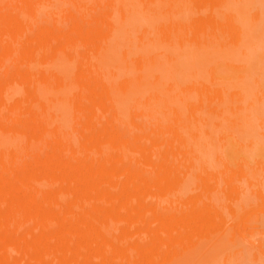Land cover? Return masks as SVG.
Returning a JSON list of instances; mask_svg holds the SVG:
<instances>
[{"label": "rangeland", "instance_id": "rangeland-1", "mask_svg": "<svg viewBox=\"0 0 264 264\" xmlns=\"http://www.w3.org/2000/svg\"><path fill=\"white\" fill-rule=\"evenodd\" d=\"M0 21V52L10 50L0 53L1 190L18 188L10 168L30 167L48 145L60 175L88 168L86 179L101 182L93 198L113 212L87 215L108 236L95 247L80 242L85 229L33 245L46 249L45 264H122L124 255L128 264H264V177L257 186L241 171L264 176V0H0ZM205 95L234 113L225 120L207 108V123L195 121L190 104L211 103ZM36 130L43 140L31 138Z\"/></svg>", "mask_w": 264, "mask_h": 264}, {"label": "bare ground", "instance_id": "bare-ground-1", "mask_svg": "<svg viewBox=\"0 0 264 264\" xmlns=\"http://www.w3.org/2000/svg\"><path fill=\"white\" fill-rule=\"evenodd\" d=\"M11 1H14V0H11ZM25 2L28 3L29 0H25ZM122 13H123V10H122ZM155 13H156V11L154 12V14ZM123 16H124V18H123L124 20H126V18L128 17L127 14L125 13V11H124ZM254 18H255V20L254 19L253 20L257 24L258 23L257 21H259L261 19L260 11H258L256 13ZM17 20H18V18H16V21ZM16 21L15 20L10 21L9 24L17 23ZM259 22H261V21H259ZM0 23H2V21H0ZM233 27L234 26L232 24L231 27H229V28L233 29ZM3 28H5V26H3ZM221 28H222V26L221 27L219 26V29H221ZM223 28H224V30L225 29L227 30L226 27H223ZM121 30H123V27L121 28ZM215 30L216 29H213L211 32L213 36H215V34H216ZM201 32L202 33L204 32L205 34H207L208 31H207V29L204 28V29H202ZM199 34H198V36H199ZM240 34H241L240 35L241 37L237 38V40L236 39L234 40V42L236 41V43L233 42L234 44L239 45L238 47L243 46V44H242L243 43V41H242L243 40V34L242 33H240ZM148 37H150L149 31H146L145 36L142 38L143 42ZM184 41H186V40H184ZM206 42H207V40L204 42L205 46L207 45ZM183 43L186 44V42H182V44L180 43L182 48L184 47ZM109 44L110 43L107 44V41H106L105 50L108 53H106V54L102 53V58L100 59V61H102L105 65H108L109 59L113 61V57L110 54L111 48H110ZM204 44H202V42H199V44H197V45L199 47H202V45H204ZM234 44H232V45H234ZM9 51L10 50L7 47H4L1 49L0 53L9 52ZM33 52L35 53V50ZM116 55H117V53H116ZM33 59H34V54H32V60ZM125 60L128 61L127 57ZM169 61H170V63L172 62L171 60H169ZM183 65H185V64H183ZM183 65L178 66L177 68L180 69V67H184ZM139 84L140 85H146V82L141 78V79H139ZM21 87H22V84L19 83L17 85V88H16V90H18L20 92V94L23 93V90H21ZM13 89H14V87L12 88V90ZM173 90H174V86H172L170 88V91H173ZM35 91L36 90H34V91L30 90L29 92L35 93ZM59 91H61V90L55 89V92L53 93L54 99H55V93H57ZM209 95H211V93ZM209 95H205V97L209 101H211V103H208L207 105H205L204 99L201 97H200V103L195 102L193 104H190L191 112H193L194 114L198 112L197 115H194L195 121L201 120V122L207 123V120L203 116L199 117V114H202L203 112L205 113L207 108L212 111V114L214 116H216L220 119L227 120L226 116H224V115H226V112H227L226 110H228L230 108L231 112L234 113V110L232 109L233 107L229 106L228 108H225L224 107L225 101L223 98H222L223 100L220 99V101L218 103V102H215V100L213 99L214 96L210 97ZM235 97L240 98L239 94H237ZM262 97H264V96H262ZM217 100L218 99H216V101ZM232 101H233V99H232ZM239 101L240 100H238V102ZM212 102L217 103V104H214ZM220 102H221V104L224 103L223 106H220L221 105ZM237 105H238V107H237L238 109L234 106L236 108V110L237 111H239L240 109L242 110V107L240 106L241 104H237ZM214 122L216 123V127L219 128L220 124L217 123V121H215V120H214ZM218 122H219V120H218ZM2 125H4V124H2ZM22 131H23V129L20 128L19 130L15 129L16 133L11 132V131H6V134L10 135L13 138H15L16 136L18 138L17 134L22 132ZM43 136L44 135L40 132V130H36L34 132V135L31 138L34 140L35 139L43 140ZM52 146L54 147V145H52ZM46 147L48 148L51 146L43 145L42 147H40L38 154L36 156H34L32 159V161H34L35 163H31L30 167H29V163L27 164V162H29L30 160H27L26 165L23 166V168H17V169L14 167L10 168L11 171L9 172V175H8L9 178H7V181H8V179L10 180V177L12 175L13 176L16 175L18 177V180L20 183L19 184L20 186H18V184H17L18 188L12 189V187H10L12 190L11 189L1 190L3 187L0 188V253L5 252L4 254L7 255L6 252H8V255H9V254H11V253H9V252H11L10 249H12L11 247H13V248H17V250H19V251H23V250L25 251L26 250L28 252V256H29V258L23 257L22 260L20 258V261H19V258H17L18 261H16L17 259H16L15 255L11 254L12 258L11 257L9 258V256H11V255H9L8 258H7V256L0 258V264H45L46 259L45 260L41 259V258H43L42 251L45 248L44 249L42 248L43 250H41V248H40L41 245L39 248L33 247V245H35L36 243H39V244L41 243L42 245L46 244V243L50 242L51 238H53V237L57 238L56 243H58V242L60 243L61 240L63 239L64 235H66L67 237L69 236V234L70 235L74 234L76 236L79 233V235H80V233H82V231L84 229L86 231L88 230L89 234L91 233L93 235H95V234L97 235V238H92L93 235L91 237H89L91 234L87 237L79 236L80 242H82L84 244L90 243L91 245L93 244L95 247V245L96 244L98 245L99 242L104 243L103 241L108 239V236L106 234H102V232H101L102 227L96 225L97 223L94 224L92 221L86 220L87 215H91V217H95V218H99V219H108V218L112 217L113 212H112L111 207H109L107 204H106L107 205L106 206L104 201H103L104 204L102 203L103 204V206H102L101 203H97L98 201L96 202L95 198H93V197H95L94 194L92 193L94 190H96V191L102 190V188L100 186L101 182L96 181L93 183V181H88V178L86 179V176L88 175V168L83 169L81 172H77L78 174L76 173V171H74L76 174L72 172V174L70 173L68 175H64V174L60 175V173H61L60 170H62V169L58 168L57 165H55L53 163L50 164L49 158H48L49 162H47L48 160L44 156L46 154L45 151L47 150ZM52 148H50V149H52ZM66 162H67L68 166H74L75 165V162L71 159H68ZM6 165H8V164H6L5 157L1 156L0 157V168L4 167ZM251 170H252V168H251ZM262 170L264 172V169H262ZM241 171H242V176L248 178L251 184H257V186H259L262 183V177H264V176L257 177V175H256L257 171H255L254 169L251 171V177L248 174V170H246L245 168L241 169ZM232 172H233V170H231L229 165L226 166L224 173L227 175V174H230ZM252 178H254V180ZM4 181H6V179L0 175V186L2 183H4ZM43 183H46V184H43ZM34 187H38V188H40V190L38 189V192L35 194L34 193L32 194L30 192L28 193L27 190H30L31 188H34ZM4 189H5V187H4ZM258 194H259L260 198H263L264 195H263V193H261V191H258ZM66 197H68L69 201L64 200V198H66ZM50 199H51V203L45 204V202L47 200H50ZM72 215H77L79 217L74 221L73 220L69 221L67 224L69 216H72ZM80 216H83V217H80ZM84 216H85V218H84ZM26 217L29 219H37L38 221L35 225H33V227H31L32 226L31 225L30 227L22 228L19 226L20 218H26ZM37 228L40 230H43V232H41L42 235L40 237L38 236L37 237L38 239L35 241H31L32 239L29 240L30 237L28 238V235L30 233H32L33 231H35ZM260 229L264 230V225ZM108 232H110V231L108 230L107 233ZM32 235L36 236L34 234H31V238H34V237H32ZM91 238L93 240H91ZM98 239H100V240H98ZM90 240H91V242H90ZM101 240H103V241L101 242ZM30 241H31V243L34 242V244H31ZM53 241H55V240H53ZM243 241L245 242V240H243ZM247 241L249 242V239ZM56 246H57V244H56ZM56 246L54 249H56ZM58 246H59V244H58ZM239 248H240V246H239ZM8 250H10V251H8ZM52 250H53V247H52ZM45 251H46V249H45ZM17 252L18 251H16V253ZM70 252H72V251H70ZM39 254H41V255H39ZM53 256L58 257L57 253L53 254ZM13 257H15V258H13ZM30 258H33V259H30ZM98 258H99V256H98ZM122 258H123V259H121L122 264H128L130 262L127 255H124ZM2 259H4V260H2ZM61 259H63V258H61ZM75 260H77V258ZM98 260H96V261H98ZM63 261H64V259H63ZM72 261H74V260H72ZM78 261L80 263L75 262V264L76 263L81 264L82 260H78ZM84 262H86V261H84ZM73 263H71V264H73ZM86 263L87 264H94L92 261L89 263L88 262H86ZM51 264H53V263H51ZM109 264H110V262H109ZM239 264H241V262Z\"/></svg>", "mask_w": 264, "mask_h": 264}]
</instances>
